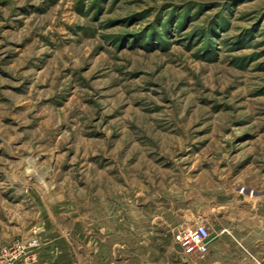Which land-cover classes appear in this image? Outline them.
Instances as JSON below:
<instances>
[{
    "label": "rangeland",
    "instance_id": "rangeland-1",
    "mask_svg": "<svg viewBox=\"0 0 264 264\" xmlns=\"http://www.w3.org/2000/svg\"><path fill=\"white\" fill-rule=\"evenodd\" d=\"M257 201L264 0H0V246L71 204L172 264Z\"/></svg>",
    "mask_w": 264,
    "mask_h": 264
},
{
    "label": "crops",
    "instance_id": "crops-1",
    "mask_svg": "<svg viewBox=\"0 0 264 264\" xmlns=\"http://www.w3.org/2000/svg\"><path fill=\"white\" fill-rule=\"evenodd\" d=\"M66 205L50 209L52 206L45 204L46 219L31 222L30 230L22 234L23 239L39 238L42 242L35 264H167L157 263L149 254H135L131 236L125 234L126 241L119 239L115 230L119 221L110 223V228L96 221V231H92L91 224L76 216L71 204ZM223 208L197 218V223L206 225L211 238L202 264H264V201L243 202L237 205V212L228 214ZM166 260L172 264L184 261L180 252Z\"/></svg>",
    "mask_w": 264,
    "mask_h": 264
},
{
    "label": "built area",
    "instance_id": "built-area-1",
    "mask_svg": "<svg viewBox=\"0 0 264 264\" xmlns=\"http://www.w3.org/2000/svg\"><path fill=\"white\" fill-rule=\"evenodd\" d=\"M210 241V232L203 222L178 236L182 254L199 260L207 256ZM41 248L39 238H14L0 246V264H35Z\"/></svg>",
    "mask_w": 264,
    "mask_h": 264
}]
</instances>
